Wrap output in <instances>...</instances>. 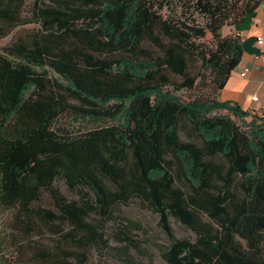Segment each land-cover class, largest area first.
<instances>
[{
	"label": "trees",
	"instance_id": "1",
	"mask_svg": "<svg viewBox=\"0 0 264 264\" xmlns=\"http://www.w3.org/2000/svg\"><path fill=\"white\" fill-rule=\"evenodd\" d=\"M263 3L0 0L1 38L39 25L0 52V215L30 250L6 264H68L23 237L105 245L89 216L133 202L159 214L168 264H264V108L218 100L245 55L223 30ZM45 192L54 210L38 207Z\"/></svg>",
	"mask_w": 264,
	"mask_h": 264
},
{
	"label": "rangeland",
	"instance_id": "2",
	"mask_svg": "<svg viewBox=\"0 0 264 264\" xmlns=\"http://www.w3.org/2000/svg\"><path fill=\"white\" fill-rule=\"evenodd\" d=\"M32 2L33 0H28V4ZM38 27L37 24L27 25L15 29L4 38L0 37V52L12 44L17 33L23 34ZM235 32V27H226L223 30V35H231ZM177 95L183 99L188 96L184 91L177 92ZM220 113L227 114L226 111ZM233 119L235 118L233 117ZM181 134L183 138H186L184 131ZM55 186L68 201H78L82 197L80 192L69 189L62 181H58ZM38 207L54 210L50 192L44 193ZM88 221L97 226L99 232L104 235V239L107 240L105 245L93 242L86 247H80L71 240L64 241L62 235L54 234L53 227L43 232H35L30 239L24 236L22 240L29 242L33 240L54 252H57L59 248L67 250V253H73L74 255H67L68 264H168L163 254L169 245V238L160 224L159 214L133 202L118 209L110 218L91 214ZM10 224L11 214L0 215V247L3 245L0 256H4L0 264H6L5 260L12 261L19 255L26 257V252L30 251L25 246L20 247V252L12 248L14 241ZM170 226L177 239L196 240L195 233L179 220L171 217ZM62 230L67 234L70 233L69 226L62 227ZM79 253H84V259L77 256ZM81 260L82 262H80Z\"/></svg>",
	"mask_w": 264,
	"mask_h": 264
},
{
	"label": "crops",
	"instance_id": "3",
	"mask_svg": "<svg viewBox=\"0 0 264 264\" xmlns=\"http://www.w3.org/2000/svg\"><path fill=\"white\" fill-rule=\"evenodd\" d=\"M241 36L245 39L261 37L264 41V3L256 11L250 30L241 33ZM257 47L261 49L262 56L245 53L239 67L232 73L219 94V101L235 102L243 109L264 108V43L260 46L257 45ZM245 67H248L250 71L243 78L240 73Z\"/></svg>",
	"mask_w": 264,
	"mask_h": 264
},
{
	"label": "water",
	"instance_id": "4",
	"mask_svg": "<svg viewBox=\"0 0 264 264\" xmlns=\"http://www.w3.org/2000/svg\"><path fill=\"white\" fill-rule=\"evenodd\" d=\"M254 18H255L254 12L248 13L242 22L235 25V31L240 34L244 32H248L251 28ZM256 43H257L256 37L248 38L242 45L244 52L248 55L262 56V51L259 47L256 46Z\"/></svg>",
	"mask_w": 264,
	"mask_h": 264
},
{
	"label": "built area",
	"instance_id": "5",
	"mask_svg": "<svg viewBox=\"0 0 264 264\" xmlns=\"http://www.w3.org/2000/svg\"><path fill=\"white\" fill-rule=\"evenodd\" d=\"M246 40H247V39L243 38V40H242L243 43H244ZM262 41H263V39H262L261 37L257 38L256 46H257V45H259V46L262 45V44H263ZM249 71H250V69H249L248 67H245V68L241 71L240 76L243 77V78H245V77L248 75Z\"/></svg>",
	"mask_w": 264,
	"mask_h": 264
},
{
	"label": "clouds",
	"instance_id": "6",
	"mask_svg": "<svg viewBox=\"0 0 264 264\" xmlns=\"http://www.w3.org/2000/svg\"><path fill=\"white\" fill-rule=\"evenodd\" d=\"M262 43H264V41H262Z\"/></svg>",
	"mask_w": 264,
	"mask_h": 264
}]
</instances>
